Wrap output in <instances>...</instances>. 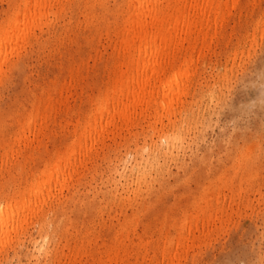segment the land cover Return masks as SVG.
Listing matches in <instances>:
<instances>
[{"label":"rangeland","instance_id":"rangeland-1","mask_svg":"<svg viewBox=\"0 0 264 264\" xmlns=\"http://www.w3.org/2000/svg\"><path fill=\"white\" fill-rule=\"evenodd\" d=\"M2 1L0 0V19L2 18L5 11L7 10L8 2H9L8 0H2ZM102 1L104 3V7H105V8H102V11H101L102 6L99 3L96 5H99L101 7L95 5V7L93 8L94 9L93 13L96 14L99 18H101L102 22L100 20L97 23V25H95V26L88 25L85 20H86L87 12L89 13V10L85 8V2L83 0H77L76 3L80 6V8L76 4V7H74L73 9L72 8L67 9L66 10L67 13L65 12L64 15H62V17L59 18V20H55L54 22L53 21L51 22L50 27L48 28L49 31L47 29L45 31H43L42 33H40L39 31H36V34L38 35V37L40 39L39 38L38 39L32 38L30 40V42L25 45L23 50H21L19 55L11 58V59H13V61L11 60V63H8L9 64L8 68H7V65H5L3 67V72L5 74L2 73L1 78H0V123H5V125H4L5 131L4 132L7 131L8 133L2 132L0 135V138L7 139L9 137V135L11 134V132H13L17 128L16 120H15L17 118V116L22 114L24 111H27L31 108V103H32V100L34 99V97L36 95L40 94L42 92V90L47 87V85L51 87L50 91H52V94L55 96L56 95L55 91L51 90L52 87L54 86L52 83L54 81L56 83H62V82H64V79H65V81H67V79H68L67 74H69L68 71L72 66L76 67L77 65H79V70H80V72L82 71L81 72L82 74L79 72L80 73L79 78L81 79V81L78 83V85L76 84L77 86L75 85L74 87H70V90L68 89L66 92H63V97H67V94H68V98H67L68 104L67 105L71 106L75 112H80V110L83 112L86 110V108H87L86 104L87 103L85 101L87 99L86 97H88L87 94L89 93V95H95L98 92V90L100 89V87H102V85H103L102 83H104L106 81L104 79H107V77H108V71L104 67H105V63L107 62V60L109 58L108 56H109L110 51H111V47L109 44L111 42H110V38H108L106 36L105 30H107L109 28H113V26L116 23L121 22L122 13H123V10L125 8L124 3L126 2L125 0L124 1L121 0L123 3L120 0H115V1L114 0H102ZM104 1H106L107 3H105ZM247 1H248V3H247ZM118 3L121 5H118ZM241 3L244 5V7H243V5L240 7V9L242 11L239 8H235V9H232L231 12L228 13V15H226L227 23L225 21L224 25L220 29V32L218 35L219 38L217 37L213 40V42L211 43L210 50H207L208 52H206L205 55L203 56V59L205 58L204 59L205 61L202 59V57L200 58L201 63L198 62L199 63L198 64V73H200L199 83L200 82L201 83L199 85H196V88H195V91L197 94H195L196 98H194V101H197V102L196 103L194 102L192 104V111L194 112V113L192 112L193 116L190 114L192 117L189 115V120L184 121L185 123L183 122V123H181L182 125L181 124L179 125L180 127H179L178 131H179V134H180L179 136L181 137V140H180V142H178V141L176 142L177 144L174 146L172 152L167 154V156H164V157L160 155L159 161H160L161 165L158 167L159 170L157 169V171L154 174L156 179H154V178L151 179L152 181H150L149 188H147L148 186L147 187L146 186L141 187V191H140L138 198L136 200H132L133 202L130 201L132 203L136 202V205H131L128 200L124 201L121 199V197L110 198L109 195H106L107 199H105L104 196L102 197L103 194L100 191H105V189L109 188V187L111 188L110 182L108 181L107 178L109 176V174H108L109 173V167L113 162H115L116 156L117 157L123 156V158L124 159L126 158L127 160L126 159L125 160L129 162V161H132V158L134 155L133 150L135 149V147L139 146V147H142L143 149H147L149 144H151L150 142H157L158 144L162 143V145L164 144V141L159 138V133H160L159 131H160V129H162L164 131L169 130L170 127L167 124L168 120L166 119L165 116H163L160 120L155 119V117H154L155 111L146 115L147 117L146 116H144V118L140 117V116L137 117L136 118L137 120L133 123L134 125H132L129 130H127L125 127H122L121 129H119L116 132V136H114V137L110 133L111 129L109 128L110 130L106 131L103 135L105 144H99L98 148H96V150H94L96 152L93 151L94 154L91 155L93 160L91 159V157L87 158L88 161L90 159H91V161H89L87 169L86 170L84 169L83 175L79 178V180H77L78 182L76 183V187H77L76 193L74 195H70L67 192V190L63 191L64 196L61 199V203L64 206L61 208L60 214L58 217H60V215H61V217L63 216V218L60 217L61 219H64L65 217H67L69 219V217H70L68 222H69V224L72 223L71 229L72 230H75V229L81 230L82 234H84V232L86 231L85 230L86 226L88 225L87 230H88V232H90L89 233L90 235H88V236L90 237L92 235L94 237V239H93V237H91V239L96 241V244L93 246V249H102V248L105 249V247L102 246L103 240H107V239L109 240L111 237H114V235H115L114 230H113L115 228L114 226H116V224L118 225V223L123 222L124 220H127L128 217L129 218L132 217L134 213L136 215L138 214V219H139V225L136 229L137 230L136 232H138L137 234L143 233L142 234L143 238H145L147 240H151L152 243L153 242L155 243L156 239L158 238L159 232H160L159 229H163V231H167L165 229H168L169 234H170V232H172V234H170V235L176 236L177 233L175 234V232H177L176 230L179 228V223L181 222L182 216L184 215V213L192 212L194 210L193 208L195 207L196 202L199 203V201H200V203H201V202H203V199L205 198L204 200H210V203L212 204V208L214 210H216L217 207L220 208V210L217 212H215L213 210V214L218 217V220L215 219L214 222H213V220H210L209 226H208V229H210V230L208 232H205V231L201 232L200 230L193 231L190 235H188L189 237L187 236L186 239L188 241L187 240L184 241V243H186L187 247L181 246L179 248L181 251L179 249H177V254L174 258H170V256H169V257L162 259L159 255V251H157L158 254L156 253V257H157L156 261H155V258L151 259V261H150V259H148V258L152 257L153 252H152V249L149 248L148 254H147L148 256L146 257L147 259L146 258L141 259L142 255L144 254V253H142V252H144V250L142 248L138 249L137 246L133 245L131 247V251H130L131 253H130V256L128 258V262L126 264H166V263L167 264H171V263L172 264H264V177L261 176V174L259 172V171H261L262 175H264V85H263L264 84V80H263L264 79V72H263L264 71L263 70L264 69L263 68L264 67V59H263L264 58V27L261 26V23H262V25H264V21H263L264 20V15H263L264 14V9H263L264 8V0H241ZM245 4L246 5L248 4L247 6L249 8ZM108 6H110V9H112L114 13L111 10H109ZM114 6H115V8H114ZM118 7H119V9H118ZM83 8H85V9H83ZM120 9L122 12L120 11ZM261 9H263V10H261ZM68 10H69V12H68ZM86 10H88V11H86ZM105 10H108V12H106ZM116 10H117V13H116ZM245 10H246V12H245ZM81 12H82V14H81ZM102 12H103V14H102ZM119 12H120V14L118 17ZM234 12H235V14H234ZM255 12H256V15L258 17L255 15ZM104 13H106L105 15L107 17H105ZM250 13H253V14L250 15ZM245 15H246L247 19H246ZM114 17H116L118 19L113 21V19H116ZM67 19H69V20H67ZM252 19H254V21L255 20H259V21L253 22ZM261 19H262V21H261ZM80 20H81V22H80ZM257 22H258V24H257ZM253 23L256 25H254ZM100 24L103 25L102 28H101ZM108 24H109V26H108ZM82 25H83V27H82ZM98 26H100V27H98ZM224 27H225V29H224ZM54 28H55V30H54ZM65 28H67V29H65ZM98 28H100V29H98ZM261 28H263V29H261ZM88 29H90V31ZM95 29H96V31H95ZM260 29H261V31H259ZM109 30H111V29H109ZM246 30L248 31L249 34H246L247 33ZM82 32H84V33H82ZM221 32H222V34H221ZM79 33H80V35H79ZM94 33H95V35H93ZM250 34L252 36H250ZM71 35H72V37H71ZM76 35H77V37H75ZM49 38H50V40H49ZM47 39H48V41H47ZM56 39H58V40H56ZM64 39L66 40V42L64 41ZM61 40L63 41V43ZM88 40H89V42H88ZM47 42H48V44H47ZM82 42H83V45H82ZM102 42H103V44H102ZM245 42H247V43H245ZM255 42H256V44H255ZM96 44H99V45H96ZM106 44L109 45L108 48H107ZM212 44H213V46H212ZM254 45H255V47H254ZM62 46H63V48H62ZM93 46H96V47H94V49H93ZM100 46H101V48H100ZM239 46L240 47L243 46L244 48L243 47L240 48ZM67 47H68V49H67ZM235 47L237 48V50ZM48 48H49V50H48ZM50 48H52V49H50ZM44 49H45V52H44ZM251 49H252V51H251ZM56 50L57 51L59 50V51L57 52ZM72 50H73L74 54H73V52H71ZM49 51H50V53H49ZM65 51H66V53H65ZM56 52H57L58 56L55 55ZM60 52H61V54H60ZM81 52H82V54H80ZM46 53H47V55H46ZM75 53H76V55H75ZM88 53H90L91 55ZM85 54L87 55V57ZM89 56H90V58H89ZM79 57H80V59H79ZM46 58L48 61L46 60ZM57 58L60 59L62 62L60 60H58ZM67 58H69V59H67ZM66 59L70 62H68ZM74 59H76V60H74ZM260 59L261 60L263 59V60L261 61ZM81 60H83V61H81ZM93 60L95 61V63L93 62ZM258 60H260V61H258ZM96 61H97V63H96ZM234 62H235V64H234ZM252 62H253L254 66L252 65ZM48 64H50L54 69L50 65L48 66ZM67 64H68V66H67ZM201 64L204 66H202ZM64 66L67 68H65ZM206 66H207V68H206ZM247 67L250 69H248ZM57 68L59 70H57ZM65 69H67V70H65ZM245 69H246V71H245ZM41 70H43V71H41ZM235 70H237V71H235ZM93 71H94V74H93ZM240 71H241V73H240ZM85 72H87V74ZM49 73H52V74H49ZM55 73H56V76H55ZM225 74H227V76ZM261 74H262V76H261ZM85 75H86V77H85ZM259 75H260V77H259ZM247 76H249V77H247ZM60 77H61V79H60ZM63 77H65V78H63ZM212 78H213V80H212ZM58 79L60 80L59 82H58ZM201 79H202V81H201ZM45 81H47V82H45ZM203 81H205V82H203ZM44 82H45V84H44ZM48 82H50V83L47 84ZM225 82H226V84H225ZM41 84L45 87H43ZM204 86H205V89H204ZM210 86H211V88H210ZM33 88H35V89H33ZM199 90H202V91H199ZM211 90H213V93H211L212 92ZM215 91H217L218 93ZM227 92H228V95H227ZM30 93H32V94H30ZM209 93H210V95H209ZM207 94L209 97L207 96ZM220 94H221V96H220ZM200 95H202V96H200ZM210 96H212L211 99H210ZM200 97H201V99H200ZM213 98H215V99H213ZM221 98H223L222 101H221ZM198 99H200V100H198ZM206 100H208V101H206ZM210 100H211V103H210ZM83 101L85 102V104ZM159 101H160V98L157 99V102H159ZM25 102L26 103L29 102L30 104L29 103L26 104ZM207 102L209 103V106L207 105L208 104ZM214 102H216V104ZM19 104H21V105H19ZM83 104L85 105V107ZM156 105L157 104H154L153 108L155 110L157 109L159 113L162 112V114H163V110H161L160 107L156 106ZM20 106H22V107H20ZM193 106L195 107V109ZM16 107H18V108H16ZM28 107H29V109H28ZM58 107L63 108V105H60V106L58 105ZM199 108H200V110H199ZM18 112H19V114H18ZM216 112H218V113H216ZM12 113H13V115H12ZM194 115H196V116L194 117ZM204 115L206 118H204ZM9 116H11V117L9 118ZM73 117H74V119H73ZM75 118H77L76 113H74L73 115H70L69 117H64L63 115H59L58 118L57 117L55 118V122H53L54 120H52V118H51L47 122V124H49L52 121L53 123L58 124V125H55L53 123H50L49 125H47L46 126L47 128H45L44 132L37 136V140L35 137L33 138V136L30 135V139L33 138V140H34L33 141L34 146H38V144L40 143L37 151L36 150L31 151L30 148H27V150L24 149L23 151L20 149L21 151L18 154H14V156H11L10 152L7 155H3L4 151H2V148H0V157L2 156L0 158V199L3 197V195L12 193V190H14V188H16L17 186L22 187V185H25L26 184L25 182L30 179V175L32 173L36 174L40 171V169H42V167H44V165L42 164L44 162L41 161V159L39 158V154L37 153L39 150L42 153L44 159H46V161L53 160L55 150H61V151L65 150L64 147H65L66 143L68 141L70 142V140H71V137H70L71 133L70 132L73 130V123H75V120H76ZM142 118H143V120L140 121ZM190 118H192V121ZM208 118H209V120H208ZM214 118L216 119V121ZM194 119H196V120H194ZM203 121H204V123H203ZM59 122L61 125L59 124ZM67 122L68 123L70 122L71 124L70 123L68 124ZM190 123H191V125H190ZM62 124L63 125L65 124L64 125L65 127H63ZM149 126H151V127H149ZM200 126H201V128H200ZM202 126H203V128H202ZM157 128H158V131H157ZM70 129H72V130H70ZM153 130H155V131H153ZM48 131L51 132V133H49L50 135L48 134ZM119 131H120V133H118ZM200 133H202L203 137L201 136ZM185 135H186V137H185ZM43 136H44V138H43ZM105 136H108V137H105ZM190 136H192V137L190 138ZM182 138H184L183 142H182ZM187 141H188V145H187ZM244 141H245V143L247 142L246 144L248 146L251 145V146L255 147L256 149L253 147L247 148V145L244 144ZM189 142H190V144H189ZM57 144H58V146H57ZM106 144H108V145H106ZM178 144L180 147L178 146ZM110 145H111V147H110ZM52 146L55 148H53ZM145 146H146V148H145ZM102 149H103V152H102ZM250 149H251V151H250ZM28 151L33 152L32 156H30L31 152L29 153ZM254 152L256 153L255 155L253 154ZM20 153H24V154L20 155ZM127 154H129L128 157H127ZM24 155H26V156H24ZM27 155L30 157H28ZM242 155L243 156L246 155L245 156L246 158L244 157V159H243ZM48 156H49V158H47ZM233 157H234V160H232ZM256 157L258 158V160ZM216 158L220 161L221 164L219 163V161H217ZM14 159H16V160H14ZM24 159H26V161H24ZM165 159H167V161ZM230 159H231V161H230ZM39 160H40V162H39ZM39 163H41V164H39ZM232 163H235L234 164L235 168H231L232 167L231 165H233ZM237 163H238V165H237ZM242 163H243V165H242ZM31 164H33V165H31ZM186 164H187V166H186ZM24 165H25V168L23 170ZM253 165H255V167H253ZM224 166L225 167L231 166V167L226 168L228 170L225 171ZM18 167H20V168H18ZM207 167H209V168H207ZM238 167L239 168L241 167V171H239L240 169ZM249 167L252 168L250 173H249V177L252 176L251 173L253 174V176H255V177H252L251 179H249L247 177L248 171L250 170ZM37 168H40V169L38 170ZM253 168H254V170H253ZM163 170L164 171L166 170V172L163 173ZM245 170H248V171L246 172ZM6 171H7L8 175H7ZM31 171H33V172L31 173ZM219 171H220V174H221V172H222V174L226 173V172L227 173L223 174L224 176L221 174L220 175L221 177L219 176V178H220L219 179L217 177L219 175ZM25 172H26V175L24 174ZM160 173H161V175H160ZM236 173H238V175ZM1 174H2V176H1ZM254 174H256V175H254ZM259 174H260V176H259ZM158 175L160 176V178L158 177ZM162 175H163V177H162ZM226 175H228L229 177ZM215 176H216V178H215ZM225 176H226V180L224 179ZM234 176L237 177V179ZM244 176H246V178H248V179H246V182H245ZM25 177H27V178H25ZM212 177L215 178L214 180H216V182L215 181H212L211 183L208 182L209 181L208 178L212 179ZM230 177H232V178H230ZM260 178H261V180H260ZM25 179H27V180H25ZM227 179H228V181H227ZM234 179L236 180V182ZM242 179H243V181H242ZM253 181H255V183ZM158 182H160V183H158ZM217 182L219 183L218 186H217V184H218ZM244 183H246V184H244ZM256 183H257V186H256ZM19 184H21V185H19ZM158 184H161V186ZM220 184H224V185H220ZM233 184L235 186H233ZM205 185L211 186V187H209L210 190ZM226 185H227V189H226ZM229 185H231V186L229 187ZM237 186H239V187H237ZM215 187L219 188L217 190V191H219L218 193L216 192L217 188H215ZM236 187H237V189H235ZM152 188H153V191L151 190ZM214 188H215V190H214ZM223 188H224V190H223ZM204 189L207 191L204 192ZM211 189L214 190V193H213V191H211ZM142 190H143V192H142ZM146 190L147 191L150 190V191L147 193ZM236 190H238V192ZM144 192H146V193H144ZM203 192H204V194H203ZM210 192H212L213 194ZM220 194H221V196H220ZM202 195H204V196H202ZM215 195L217 197L216 201H215ZM228 195H230V196H228ZM209 196H210V198H209ZM67 197H69L70 199H68ZM262 198H263V200H262ZM245 199L247 200V202L245 201ZM212 200H213V202H212ZM219 200H221V201H219ZM122 201H123V203H122ZM231 201H234V202H231ZM220 202H222V203L220 204ZM236 202H238V204ZM115 203H116V205H115ZM214 203H215L216 207L214 206ZM84 204H86L87 208H85ZM109 204H110V206H109ZM105 205H106V208H105ZM224 205H225V207H224ZM98 206H100V207H98ZM120 206L122 207V209H120ZM133 206H135V207H133ZM231 206H232V208H231ZM224 212H225V214H224ZM50 215H51V213H50ZM66 215H68V216H66ZM126 215H128V217ZM227 215L229 216V219H228ZM51 216H53V214ZM224 217H226V218L223 219ZM192 219H194V218H192ZM102 220H103V222H101ZM217 221H219V222H217ZM176 222H177V226L174 227L176 225ZM172 223H174V225ZM104 224H106V225H104ZM163 224H165L164 225L165 227L163 226ZM168 224H169V226L171 225L170 227L173 226V229L175 232L173 231L172 228H170L168 226ZM92 225L95 227V229ZM148 225L151 228H149V227L147 228ZM218 225L220 227V230H221V228H223V230L220 231L218 228ZM92 227H93L94 231L92 230ZM214 227H215V230H213ZM148 229H149V233H148ZM169 229H170V231H169ZM29 230L31 232L32 231L33 232L31 233ZM131 231L132 230L129 229L130 234L132 233ZM144 232L146 234H144ZM27 233L25 234V237H22V240H21L22 243L21 244L16 246L14 249H13L14 246L11 248H8V250L10 249V251L7 250V256H6L7 259L5 256L2 257L3 259L0 258V264H57L55 259L54 260L53 259H45V258L37 259V258L33 257L36 254V252L33 251V247L30 244V241L28 240L29 239L28 235L29 234L35 235V228L32 225L28 226ZM155 233H156V235H155ZM206 233L207 234L209 233L210 236L209 235L206 236ZM151 234H152V236H151ZM192 234H194V235H192ZM197 234L199 235V237ZM130 236L135 238L134 236H136V235L135 234L133 235V233H132ZM147 236L149 238H147ZM184 236H186V233H184ZM195 236H196V238H195ZM24 238H25V240H24ZM103 238H105V239H103ZM189 238L191 239V241ZM196 239H197V241H196ZM57 240L58 239H56V241ZM61 242H64V241L62 240ZM61 244L62 243H60V245H59V250L61 249V246H62ZM201 244H202V246H201ZM20 245H22V246H20ZM191 247H193V248H191ZM186 249H187V251H186ZM188 249H189V252H188ZM63 251L67 252V249H63ZM137 253L141 255V258H140V255H137ZM185 253H186V255H185L186 260H185V258L183 259ZM13 254H15V255H13ZM16 255H19V256H16ZM149 255H151V256H149ZM177 256H178V258H177ZM181 256H182V258H181ZM10 259H11V261H10ZM167 259H168V261H167ZM177 259H178V262H177ZM158 260H159V262H157ZM150 262H152V263H150ZM153 262H155V263H153Z\"/></svg>","mask_w":264,"mask_h":264},{"label":"bare ground","instance_id":"bare-ground-1","mask_svg":"<svg viewBox=\"0 0 264 264\" xmlns=\"http://www.w3.org/2000/svg\"><path fill=\"white\" fill-rule=\"evenodd\" d=\"M8 1H9L8 2V8L5 11L4 15L2 16V18L0 19V78H1L2 73H4L3 67L5 65H7V68H8V65H9L8 63H11V60L13 61V59H11V58L19 55L21 50H23L25 45L27 43H29L32 38H34V39L39 38L38 35L36 34V31H39L40 33H42L46 29L48 30L52 21L54 22L55 20H59V18L62 17V15H64V13L66 12L67 9H71V8L73 9L74 7H76V4H77L76 3L77 0H8ZM83 1L85 2V8L89 10V13L87 12L85 21L90 26L97 25V23L101 20V18H99L96 14L93 13L94 12L93 8L95 7L96 4L99 3L102 7L99 5H96V6L101 7V11H102V8H105L103 1L102 0H83ZM122 1H124V0H122ZM125 1H126L124 3L125 8H124L123 13H122L121 22L116 23L115 25L113 24L114 25L113 28H109L111 30H109V29L105 30L106 36L108 38H110V42H111V43L108 42L110 44L111 51H110V54L108 56L109 58H108L107 62L105 63V67H104L108 71V77H107V79H104L106 81L104 83H102L103 84L102 87H100V89L98 90V92L95 95H89V93L87 94L88 97H86L87 99L85 101L87 103L86 104L87 105L86 110L83 112L81 110H80V112H75L71 106L67 105L68 104L67 103L68 94H67V97H63V92H66L68 89L70 90V87H74L76 84L78 85V83L81 81V79L79 78L80 77L79 74L82 71L80 72L79 65H77L76 67L72 66L68 71L69 74H67L68 75L67 81H65V79H64V82H62V83H56L55 81L54 82L52 81L53 82L52 84L54 86L52 87L51 90H54L56 95L54 96L52 94V91H50L51 87L47 85V87L44 88L40 94H38L34 97V99L32 100V103H31V108L29 109V107H28L29 110H27V111L23 110L24 112L17 116V118L15 119L17 128L13 132H11V134L9 135V137L7 139L0 138V148H2V151H4L3 155H7L10 152L11 156H14V154H18L21 150L23 151L24 149L27 150V148H30L31 151H33V150L37 151L40 143L38 144V146H34L33 138L35 137L37 140V136L44 132L45 128H47L46 127L47 125L55 122V118L56 117L58 118L59 115H63L64 117H69L70 115H73L74 113H76V115H77V118H75L76 119L75 123H73V130L70 129V130H72L70 132L71 133V136H70L71 140H70V142L68 141L66 143V145L64 147L65 150L64 151L55 150L53 160H51V161H49V160L46 161V159H44L42 153L39 150L37 153L39 154V158L41 159V161L44 162V163H42L44 165V167H42V169L37 168L38 170L40 169V171L36 174L32 173L33 171H31L32 174L30 175V179L26 182L24 181L26 183L25 185H22V187L17 186L16 188H14V190H12V193L3 195V197L0 199V258L7 256L8 248H11L14 246L13 247V249H14L16 246H18L19 244L22 243L21 242L22 237H25V234L27 233L28 226H30V225H32L35 228V235H33V234L28 235L29 236L28 240L30 241V244L33 247V251L36 252V254L33 257H35L37 259H40V258L53 259V260L55 259L57 264H126L128 262V258H129L130 253H131L130 252L131 247L133 245L137 246L138 249L142 248L144 250V252H142V253H144L142 255V258H141V255L137 253V255H140L141 259L146 258L148 256L147 254H148L149 248L152 249V252H153L152 257L148 258V259H150V261L153 258H155V261H156L157 251H159V255L162 259L169 257V256H170V258H174L177 254V249H179L181 246H186V243H184V241L187 240L186 238L188 235H190L195 230H200L201 232H204V231L208 232L210 230V229H208L210 220H213V222L215 219L218 220V217L213 214L214 209L212 208V204L210 203V200H204L205 199L204 198L203 202H201V203H200V201H199V203L196 202L195 207L193 208L194 210L192 211L193 213L192 212L184 213V215L182 216V220L179 223V228L176 230L177 232L174 231L173 226L170 227L171 225L169 226V224H168V226L173 229L175 234L177 233L176 236L170 235V234H172V232H170V234H169L168 229H165L167 231H163V229H159L160 230L159 236L156 239L155 243L154 242L152 243L151 240H147V239L143 238V235H142L143 233L137 234L138 232H136L137 231L136 229L139 225L138 214L136 215L134 213L133 216L130 218L128 217V215H129L128 214V215H126L128 217L127 220H124V221L122 220L123 222H120V223H118V225L116 224V226H114L115 227L113 229L114 233H115L114 237H111L109 240L108 239L103 240L102 246L105 247V249H103V248L102 249H93V246L96 244V241L93 240L94 237L92 235L90 237L88 236V235H90L89 234L90 232H88V230H87L88 225L87 226L85 225L86 231L84 232V234H82L81 230H78V229L72 230L71 229L72 223L69 224V222H68L70 217H69V219L65 216H64L65 217L64 219H61V218H63V216L61 217V215H60L61 218L58 217L60 214L61 208L64 206L61 203V199L64 196L63 191L67 190V192L70 195H74L76 193V191H77L76 190L77 189L76 183L78 182L77 180H79V178L83 175L84 169L85 170L87 169L88 163L92 159L91 155L94 154L93 151L96 150V148H98L99 144H105L104 138H103L104 133L111 129L110 133L114 137V136H116V132L119 129H121L122 127H125L127 130H129L131 128V126L134 125L133 123L137 120L136 119L137 117L140 116V117L144 118V116L155 111L154 112L155 119L160 120L163 116H165L166 119L168 120L167 124L170 127V129L166 130V131L159 128L160 129L159 138L164 141V144L162 145V143L158 144L157 142H150L151 144H149L147 149H143L142 147H139V146L135 147V149L133 148L134 150L133 149L132 150H133L134 155H133L132 161H129V162L126 161L127 159L125 158L126 159L125 160L123 158V156H118V157L116 156L115 162H113L109 167V173H108L109 176L107 175L108 176L107 179L110 182L111 188L109 187V188H106L105 191H100L103 195L101 193L100 194L102 195V197L104 196L105 199H107L106 195H109L110 198L121 197L122 200H124V201L128 200L130 202V201L136 200L138 198L140 191H141V187H144V186L147 187L148 186L147 188H149L150 181H152L151 179H153V178L156 179L154 174L157 171L158 167L161 165V163L159 161L160 155L164 157V156H167V154L172 152L174 146L177 144L176 142L177 141L180 142V140H181V137L179 136L180 134L178 131L179 127H180L179 125L181 123H183L184 121L189 120L190 114L193 116L192 104L194 102L195 103L197 102V101H194V98H196L195 94H197L195 91V88H196V85H199L201 83V82L199 83L200 73H198V64H199L198 62L201 63L200 58L202 57V59H203V56L205 55V53L208 52L207 50H210L211 43L213 42V40L217 37L219 38L218 35H219L221 27L224 25V23L226 21V15H228V13H230L232 9H235V8L240 9V7L243 5L241 3V0H125ZM104 2L107 3L106 1H104ZM247 3H248V1H247ZM121 4L118 3V5H121ZM243 7H244V5H243ZM79 8H80V6H79ZM85 8H83V9H85ZM108 8H109V10H111L113 12V10L110 9V6H108ZM114 8H115V6H114ZM118 9H119V7H118ZM263 9H261V10H263ZM88 10H86V11H88ZM246 10H245V12H246ZM105 11L108 12V10H105ZM120 11H121V9H120ZM68 12H69V10H68ZM116 13H117V10H116ZM81 14H82V12H81ZM102 14H103V12H102ZM105 14L106 13H104V15ZM119 14H120V12L118 13V17H119ZM234 14H235V12H234ZM251 14H253V13H250V15ZM255 15H256V12H255ZM105 17H107V16L105 15ZM245 17H246V15H245ZM114 18H116V17H114ZM117 19L118 18L113 19V21L117 20ZM246 19H247V17H246ZM67 20H69V19H67ZM252 20H253V22L259 21V20L254 21V19H252ZM261 21H262V19H261ZM80 22H81V20H80ZM101 22H102V20H101ZM226 23H227V21H226ZM257 24H258V22H257ZM100 25L102 28L103 25L102 24H100ZM254 25H256V24H254ZM108 26H109V24H108ZM261 26L264 27V25H262V23H261ZM82 27H83V25H82ZM98 27H100V26H98ZM65 29H67V28H65ZM90 29H88V30L90 31ZM98 29H100V28H98ZM224 29H225V27H224ZM261 29H263V28H261ZM261 29L259 31H261ZM54 30H55V28H54ZM95 31H96V29H95ZM82 33H84V32H82ZM221 34H222V32H221ZM246 34H249L248 31ZM79 35H80V33H79ZM93 35H95V33ZM250 36H252V35L250 34ZM71 37H72V35H71ZM75 37H77V35ZM49 40H50V38H49ZM56 40H58V39H56ZM47 41H48V39H47ZM64 41L66 42L65 39H64ZM88 42H89V40H88ZM62 43H63V41H62ZM245 43H247V42H245ZM47 44H48V42H47ZM102 44H103V42H102ZM255 44H256V42H255ZM82 45H83V42H82ZM96 45H99V44H96ZM108 46L109 45H107V48H108ZM212 46H213V44H212ZM94 47H96V46H93V49H94ZM241 47H243V46H241ZM254 47H255V45H254ZM62 48H63V46H62ZM100 48H101V46H100ZM45 49H44V52H45ZM50 49H52V48H50ZM67 49H68V47H67ZM48 50H49V48H48ZM236 50H237V48H236ZM251 51H252V49H251ZM57 52L55 55H57ZM71 52H73V50ZM49 53H50V51H49ZM65 53H66V51H65ZM60 54H61V52H60ZM73 54H74V52H73ZM80 54H82V52ZM88 54H90V53H88ZM46 55H47V53H46ZM75 55H76V53H75ZM86 57H87V55H86ZM69 58H67V59H69ZM89 58H90V56H89ZM79 59H80V57H79ZM46 60H47V58H46ZM58 60H60V59H58ZM74 60H76V59H74ZM260 60H258V61H260ZM81 61H83V60H81ZM68 62H70V61H68ZM93 62L95 63L94 60H93ZM96 63H97V61H96ZM234 64H235V62H234ZM49 65L50 64H48V66ZM252 65H253V62H252ZM67 66H68V64H67ZM202 66H204V65H202ZM65 68H67V67H65ZM206 68H207V66H206ZM248 69H250V68H248ZM57 70H59V69L57 68ZM65 70H67V69H65ZM41 71H43V70H41ZM235 71H237V70H235ZM245 71H246V69H245ZM85 73L87 74V72H85ZM240 73H241V71H240ZM49 74H52V73H49ZM93 74H94V71H93ZM225 75L227 76V74H225ZM55 76H56V73H55ZM261 76H262V74H261ZM85 77H86V75H85ZM247 77H249V76H247ZM259 77H260V75H259ZM63 78H65V77H63ZM60 79H61V77H60ZM212 80H213V78H212ZM59 81L60 80L58 79V82ZM201 81H202V79H201ZM45 82H47V81H45ZM45 82H44V84H45ZM203 82H205V81H203ZM49 83L50 82H48L47 84H49ZM225 84H226V82H225ZM43 87H45V86H43ZM35 88H33V89H35ZM210 88H211V86H210ZM204 89H205V86H204ZM213 90H211L212 91L211 93H213ZM199 91H202V90H199ZM217 91H215V92H217ZM30 94H32V93H30ZM209 95H210V93H209ZM227 95H228V92H227ZM200 96H202V95H200ZM207 96H208V94H207ZM220 96H221V94H220ZM211 97L212 96H210V99H211ZM159 98H160V101L157 102V99H159ZM200 99H201V97H200ZM200 99H198V100H200ZM213 99H215V98H213ZM222 99L223 98H221V101H222ZM208 100H206V101H208ZM85 102H84V104H85ZM27 103H29V102H27ZM210 103H211V100H210ZM214 103L216 104V102H214ZM154 104H157L156 106H159L160 109L163 110V114H162V112L159 113L157 109L155 110L153 108ZM19 105H21V104H19ZM58 105L59 106L63 105V108L58 107ZM207 105L209 106V103ZM22 106H20V107H22ZM18 107H16V108H18ZM84 107H85V105H84ZM194 109H195V107H194ZM199 110H200V108H199ZM216 113H218V112H216ZM18 114H19V112H18ZM12 115H13V113H12ZM195 116L196 115H194V117ZM10 117L11 116H9V118ZM74 117H73V119H74ZM51 118L54 121L53 122L51 121L49 124H47V122ZM143 118L140 121H142ZM204 118H206L205 115H204ZM209 118H208V120H209ZM190 119L192 121V118H190ZM194 120H196V119H194ZM215 121H216V119H215ZM203 123H204V121H203ZM53 124H55V123H53ZM59 124H60V122H59ZM4 125H5V123H0V135L2 132L5 131ZM55 125H58V124H55ZM64 125H63V127H65ZM190 125H191V123H190ZM149 127H151V126H149ZM200 128H201V126H200ZM202 128H203V126H202ZM153 131H155V130H153ZM157 131H158V128H157ZM6 132H4V133H6ZM49 133H51V132L48 131V134ZM118 133H120V131ZM202 133H200L201 136H202ZM30 135L33 136L32 139H30ZM105 137H108V136H105ZM185 137H186V135H185ZM191 137L192 136H190V138ZM43 138H44V136H43ZM183 139L184 138H182V142H183ZM188 141H187V145H188ZM246 143L244 141V144H246ZM189 144H190V142H189ZM106 145H108V144H106ZM57 146H58V144H57ZM178 146H179V144H178ZM110 147H111V145H110ZM248 147H253V146L247 145V148ZM53 148H55V147H53ZM145 148H146V146H145ZM253 148H255V147H253ZM31 151H28V152L30 153ZM250 151H251V149H250ZM94 152H96V151H94ZM102 152H103V149H102ZM32 153L33 152H31L30 156H32ZM21 154H24V153H20V155ZM253 154L255 155L256 153L254 152ZM128 155L129 154H127V157H128ZM24 156H26V155H24ZM30 156H28V157H30ZM245 156H243V159ZM90 157H91V159L88 161L87 158H90ZM47 158H49V156ZM14 160H16V159H14ZM165 160L167 161V159H165ZM232 160H234V157ZM257 160H258V158H257ZM24 161H26V159H24ZM217 161H219V160L217 159ZM230 161H231V159H230ZM39 162H40V160H39ZM219 163H220V161H219ZM33 164H31V165H33ZM39 164H41V163H39ZM232 164H233V165H231L232 167L231 166H228V167L235 168L234 167L235 163H232ZM237 165H238V163H237ZM242 165H243V163H242ZM255 165H253V167H255ZM186 166H187V164H186ZM209 167H207V168H209ZM228 167H225V171L228 170V169H226ZM18 168H20V167H18ZM24 168H25V165L23 167V170H24ZM239 169H240L239 171H241V167ZM251 169L252 168H250V170L248 169L249 171L245 170L246 172L248 171L247 177L249 179H251L252 177H255V176H253L252 173H251L252 176L249 177V173H250ZM253 170H254V168H253ZM165 172H166V170L165 171L163 170V173H165ZM259 172H260L261 176L264 177V175H262L261 171H259ZM6 173H7V171H6ZM226 173H223V174H226ZM24 174L26 175V172ZM221 174H222V172H221ZM221 174L219 171V175L217 177L219 178V176ZM236 174L238 175V173H236ZM260 174H259V176H260ZM7 175H8V173H7ZM160 175H161V173H160ZM254 175H256V174H254ZM1 176H2V174H1ZM226 176H228V175H226ZM226 176L224 178L225 180H226ZM158 177L160 178L159 175H158ZM162 177H163V175H162ZM244 177H245V182H246V179H248V178H246V176H244ZM25 178H27V177H25ZM215 178H216V176H215ZM215 178L212 177L213 180L211 178H210L211 180L208 178V180H209L208 182H210V183L212 181L216 182V180H214ZM230 178H232V177H230ZM235 178L237 179V177H235ZM228 179H227V181H228ZM25 180H27V179H25ZM260 180H261V178H260ZM242 181H243V179H242ZM235 182H236V180H235ZM253 182L255 183V181H253ZM158 183H160V182H158ZM244 184H246V183H244ZM19 185H21V184H19ZM158 185L161 186V184H158ZM218 185H219V183L217 184V186ZM220 185H224V184H220ZM230 186L231 185H229V187ZM233 186H235V185L233 184ZM256 186H257V183H256ZM206 187L209 188L211 186H206ZM237 187H239V186H237ZM237 187L235 189H237ZM153 188L151 189L152 191H153ZM215 188H217L216 192L218 193L219 191H217V190L219 188L218 187H215ZM215 188H214V190H215ZM226 189H227V185H226ZM209 190H210V188H209ZM214 190L211 189V191H213V193H214ZM223 190H224V188H223ZM149 191H147V193ZM205 191H207V190L204 189V192ZM236 191L238 192V190H236ZM142 192H143V190H142ZM204 192H203V194H204ZM144 193H146V192H144ZM210 193H212V192H210ZM202 196H204V195H202ZM210 196H209V198H210ZM220 196H221V194H220ZM228 196H230V195H228ZM67 198L70 199L69 197H67ZM216 198L217 197L215 195V201H216ZM213 200H212V202H213ZM262 200H263V198H262ZM219 201H221V200H219ZM245 201L247 202L246 199H245ZM132 202H130L131 205H136V202H134V203H132ZM231 202H234V201H231ZM122 203H123V201H122ZM221 203L222 202H220V204ZM236 203L238 204V202H236ZM106 205H105V208H106ZM115 205H116V203H115ZM84 206H85V208H87L86 204H84ZM109 206H110V204H109ZM214 206H215V203H214ZM98 207H100V206H98ZM133 207H135V206H133ZM224 207H225V205H224ZM231 208H232V206H231ZM120 209H122L121 206H120ZM219 210H220V208L217 207V209L214 211L217 212ZM50 213H51V215L53 214V216H51ZM224 214H225V212H224ZM66 216H68V215H66ZM227 217L229 219L228 215H227ZM192 218H194V219H192ZM225 218L226 217H224L223 219H225ZM101 222H103V220ZM217 222H219V221H217ZM174 223H172V224L174 225ZM104 225H106V224H104ZM164 225L165 224H163V226ZM176 226H177V222H176V225L174 227H176ZM93 227H92V230L94 231L95 227H94V229H93ZM148 227H149V225L147 226V228ZM149 228H151V227H149ZM218 228L220 230L219 225H218ZM129 229L132 230L131 232L133 233V235L134 234L136 235V236H134L135 238L130 236L132 233L131 234L129 233ZM213 230H215V227ZM221 230H223V228H221ZM169 231H170V229H169ZM148 233H149V229H148ZM184 233H186V236H184ZM144 234H146V233L144 232ZM155 235H156V233H155ZM192 235H194V234H192ZM207 235H209V233L208 234L206 233V236ZM151 236H152V234H151ZM91 237H93V239H91ZM198 237H199V235H198ZM147 238H149V237L147 236ZM195 238H196V236H195ZM56 239H58V240L56 241ZM103 239H105V238H103ZM24 240H25V238H24ZM62 240L64 242H61ZM190 241H191V239H190ZM196 241H197V239H196ZM60 243H62L61 244L62 246H61V249L59 250ZM22 245H20V246H22ZM201 246H202V244H201ZM191 248H193V247H191ZM63 249H67V252H64ZM8 251H10V249ZM186 251H187V249H186ZM188 252H189V249H188ZM186 253L184 254V257H183V259L185 258V260H186V257H185ZM13 255H15V254H13ZM16 256H19V255H16ZM149 256H151V255H149ZM177 258H178V256H177ZM181 258H182V256H181ZM6 259H7V257H6ZM10 261H11V259H10ZM167 261H168V259H167ZM157 262H159V260ZM177 262H178V259H177ZM150 263H152V262H150ZM153 263H155V262H153Z\"/></svg>","mask_w":264,"mask_h":264}]
</instances>
